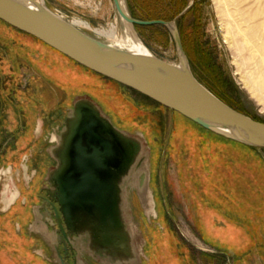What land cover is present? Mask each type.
I'll list each match as a JSON object with an SVG mask.
<instances>
[{"label": "rangeland", "instance_id": "374dc122", "mask_svg": "<svg viewBox=\"0 0 264 264\" xmlns=\"http://www.w3.org/2000/svg\"><path fill=\"white\" fill-rule=\"evenodd\" d=\"M43 3L52 11L64 13L67 19L80 18L98 30L110 29L117 17L113 0H43ZM125 3L134 19L174 23L194 77L226 104L264 122V104L251 96L243 83L245 79L258 82L263 86L264 95V31H259V23L264 19V0H125ZM228 22L232 29L227 34ZM134 29L155 57L168 64L179 63L176 44L167 27L134 26ZM8 30L16 32L9 27ZM83 31L95 35L92 31ZM5 34L8 33L0 28V90L2 94L5 90L7 98L14 101L16 93L20 90L26 93L36 80L27 68H23L16 82L4 73V60L11 47ZM54 70L55 85L44 90L45 97L48 92L49 110L53 107L56 119L53 142L56 135H62L78 98L96 103L118 129L140 132L144 136L149 151V187L156 215L146 213L135 188L128 184L130 175L120 186V194L128 197V221L143 239L142 264H155L163 256L169 264H238V251H224L209 243L214 235L207 231L213 220L217 227L224 225L225 220L234 226L230 233L227 231L230 235H216V241L225 240L237 247V232L241 231L243 238L246 235L258 244L251 250L252 257L258 258L254 264H264V188L255 186L252 179L247 180V186L241 188L243 195L249 200L256 199L254 208L247 210L244 206L249 203L238 208L237 204L226 200L214 203L212 199L215 191L212 183L215 185L220 178L226 181L229 174L236 177L245 172L249 174L254 168L251 163L239 165L231 157L225 162L222 157L227 155L221 158L215 155L213 181L212 165L205 160L206 156L212 158L213 147L206 143L209 140L207 131L177 113L175 119L172 111L109 80L95 76L98 81H92L72 70L67 71L58 61ZM66 82L70 83V88ZM139 150L136 145L133 166L137 170L146 160V156L137 160ZM259 153L264 161V150L260 149ZM56 166L55 160L53 167ZM132 170V174L137 171ZM12 188L13 183L9 181L3 193L6 191L13 196L17 191ZM50 189L54 190L53 184ZM54 204L58 208V204ZM48 211L53 213L50 206ZM53 229L56 237H62L56 224ZM93 241L89 232L68 233V240L65 239L67 248L73 244L76 254L79 251L82 255L92 254L87 246ZM97 249L93 253L94 264H106L103 260L116 264L114 258L106 256L100 247ZM68 255L66 263L73 264V254L69 252Z\"/></svg>", "mask_w": 264, "mask_h": 264}, {"label": "water", "instance_id": "95a60500", "mask_svg": "<svg viewBox=\"0 0 264 264\" xmlns=\"http://www.w3.org/2000/svg\"><path fill=\"white\" fill-rule=\"evenodd\" d=\"M113 2L133 28L167 27L176 44L178 67L155 56L107 45L36 0H0V21L217 136L264 150V122L230 107L194 77L174 23L134 19L125 0L124 4L121 0ZM66 127L60 161L53 179H49L54 190L44 199L54 214L52 228L56 224L64 237L61 241L58 235L65 252L68 233L89 232L95 241L103 239L104 243L120 238L119 183L130 170L136 152V143L88 98L74 102ZM57 254L66 264L58 248Z\"/></svg>", "mask_w": 264, "mask_h": 264}, {"label": "crops", "instance_id": "0c3cea01", "mask_svg": "<svg viewBox=\"0 0 264 264\" xmlns=\"http://www.w3.org/2000/svg\"><path fill=\"white\" fill-rule=\"evenodd\" d=\"M0 28L8 33L4 35V38L11 43L4 60V73L9 74L16 82L23 68H27L36 80L32 82L26 93L21 90L16 93L14 101L7 98L4 94L5 90L3 94L0 90V174L2 171L6 174L7 170L10 171L7 175H0V264H62L57 248L61 254L64 252L62 256L66 263L69 251L75 255L76 250L66 248L65 252L63 245L55 239L56 234L51 227L53 213L48 211L49 204L44 201V197L49 198L50 193L53 192L50 189L52 183L49 175L54 168L55 158L50 149L54 146L52 138L56 123L53 107L52 111L49 110L48 92L45 97L44 90L50 89V85H55L56 61L60 62L67 71L72 70L92 81H98V79L94 74L77 64H72L62 54L35 38L17 31L11 32L3 24H0ZM66 86L70 88V83L66 82ZM172 113L176 119V113ZM207 133L209 140H206V143L212 144L213 147L211 148L212 158L206 156L205 160L206 164L212 165L210 173L213 181H215L213 178L215 155L218 156L217 158L227 155L228 157H222L224 161L226 160L225 162L231 157L239 165L248 162L254 167L249 174L245 172L238 177L229 174L226 176L228 178L226 181L220 178L215 185L212 183L211 186H215L212 194L214 203L226 200L228 203L237 204L238 208L246 203H249L247 207L244 206L246 210L254 208L252 205L256 199L246 198L241 188L247 186V180L250 179L256 182L255 186L264 188V161L259 153L260 149ZM237 179L239 181L236 183ZM9 181L13 183L12 189L17 191L13 201H11L13 196L7 195L6 191L5 194L3 193L4 186ZM214 193H217L215 197ZM7 202L10 203L7 205ZM245 209L243 210L246 214ZM47 214L49 217H46ZM215 227L217 226L214 225V220L210 221V228H208L210 230L207 233L214 235L209 240L211 246L224 251H238V264H254L258 261V258H253L251 255V250L258 247L255 240L251 241L246 235L243 238L244 234L238 231L237 247L231 246L225 240L218 242L216 235L228 234L227 231L230 233V229L234 226L232 222L225 220L224 225L217 229ZM94 261L93 254L82 255L79 251L73 257V264H94ZM68 263L71 262L68 261ZM155 264H169V262L163 256V259Z\"/></svg>", "mask_w": 264, "mask_h": 264}, {"label": "bare ground", "instance_id": "6f19581e", "mask_svg": "<svg viewBox=\"0 0 264 264\" xmlns=\"http://www.w3.org/2000/svg\"><path fill=\"white\" fill-rule=\"evenodd\" d=\"M37 2H40L43 4V0L39 1L36 0ZM122 3L124 0H121ZM218 2V1H217ZM124 4V3H123ZM116 8V6H115ZM60 14V16L66 18V15L61 12H57ZM117 17L114 21V24L112 27L108 30L106 29H93L92 26L87 22L84 21L80 18H72L69 19L70 22L77 28L81 30H87V31H92L95 35L93 37L101 40L103 43L110 45L112 47L121 49V50H126L138 55H143V56H155L140 40L138 34L136 33L135 29L126 21L124 20L120 15L119 12L116 9ZM226 29V28H225ZM231 23H227V34L231 30ZM264 31V19H262L261 23H259V31L261 33ZM230 41V40H228ZM174 67H178L177 64H169ZM245 87L248 89L249 93H251V96H254L255 98H258V101L262 104H264V95H262V89L263 86L259 84L256 81H252L249 79H245L243 82ZM85 98H78L77 101L83 100ZM104 116H106L104 114ZM69 127H65L63 130V135H56L54 138V146L50 149L52 155L56 158L57 163H59V152L62 147V142L64 135L67 133ZM123 135L126 136V138H129L130 140L134 141L136 145H139L140 150L137 153V160H140L141 157L146 156V160L139 170L136 169V166H131V170L128 171V174L126 177L130 178L128 180V184L133 188H135L138 197L146 211V213L150 215H156L155 211V202L153 199L152 195V190L149 187V151L147 150V146L145 143L144 136L140 132L136 133H130V132H123ZM134 168L136 172L133 174L131 173ZM56 171L55 169H52L49 175V179H53V175ZM131 171V172H130ZM7 174H9V170H7ZM131 173V174H129ZM6 174V175H7ZM125 177V178H126ZM124 178V179H125ZM123 185V184H122ZM120 185V186H122ZM17 192L13 195V198L11 201L14 200L16 197ZM126 197L124 195H121L119 193L118 197V219L120 222V227L122 224H125V227H129V236H130V264H142L141 262V257H142V252H143V239L142 236L139 235L135 229L132 226V222H130V225H126L125 221V215L127 214V211L125 212V209L123 208V204L125 202L126 204ZM122 200V202H121ZM10 202H7V205Z\"/></svg>", "mask_w": 264, "mask_h": 264}, {"label": "flooded vegetation", "instance_id": "af4514ba", "mask_svg": "<svg viewBox=\"0 0 264 264\" xmlns=\"http://www.w3.org/2000/svg\"><path fill=\"white\" fill-rule=\"evenodd\" d=\"M5 174L6 173L2 171L0 175L2 176ZM127 174L121 177L119 185H122L123 180L127 176ZM126 200H127L126 204L125 202L123 204V208L125 209V212L127 211V214L125 215V221H126L125 223L126 225H130V221H128V218H129L128 217L129 216L128 215V197H126ZM46 217H49V214H47ZM129 231H130V228L128 226L125 227V224H122L120 232L118 234L120 238H117V239L112 238L110 243H104L103 239L100 241L98 239V242L94 240L92 243L88 244L87 249L93 254L94 252H96V250H98L97 247H100L106 256L114 258L116 264H130L131 251H130ZM55 239L57 240L59 238L55 237ZM69 247L74 248L73 244L72 245L70 244ZM75 255H73V257ZM103 262L106 264H110L109 262L105 260H103Z\"/></svg>", "mask_w": 264, "mask_h": 264}, {"label": "trees", "instance_id": "16d2710c", "mask_svg": "<svg viewBox=\"0 0 264 264\" xmlns=\"http://www.w3.org/2000/svg\"><path fill=\"white\" fill-rule=\"evenodd\" d=\"M0 23H2L3 25H5V26H7L6 24H4L3 22H1L0 21ZM7 27H9V26H7ZM10 28V27H9ZM10 29H12V28H10ZM37 40V39H36ZM57 52V51H56ZM59 53V52H58ZM64 56V55H63ZM64 57H66V56H64ZM67 58V57H66ZM68 60H70L72 63H74V64H76L73 60H71V59H69V58H67ZM82 67V66H81ZM83 68V67H82ZM83 69H85V68H83ZM85 70H87V69H85ZM88 72H90V73H92V74H94L93 72H91V71H89V70H87ZM95 76H97V77H99V78H102V79H105L104 77H102V76H100V75H97V74H94ZM105 80H107V79H105ZM110 81V80H109ZM110 82H112V83H115V84H117V85H120V84H118V83H116V82H113V81H110ZM121 86V85H120ZM122 87H124V86H122ZM127 89V88H126ZM222 100V99H221ZM230 107H232V108H234L235 110H237V111H239L238 109H236L235 107H233L232 105H230V104H228ZM160 106V105H159ZM160 107H162V106H160ZM163 108V107H162ZM239 112H241V113H243V111H239ZM176 113V112H175ZM178 114V113H177ZM244 114V113H243ZM180 115V114H179ZM185 118V117H184ZM187 119V118H186ZM253 119L254 120H257V121H259L258 119H256V118H254L253 117ZM188 121H190L189 119H187ZM191 123H193V124H195L194 122H192V121H190ZM261 122V121H260ZM197 127H199V128H201V129H203V130H205V131H207V132H209V133H212V132H210V131H208V130H206V129H204V128H202L201 126H199V125H197V124H195ZM213 134V133H212Z\"/></svg>", "mask_w": 264, "mask_h": 264}]
</instances>
